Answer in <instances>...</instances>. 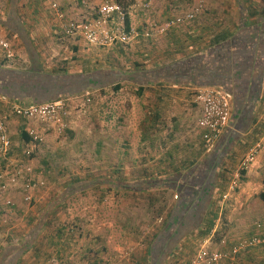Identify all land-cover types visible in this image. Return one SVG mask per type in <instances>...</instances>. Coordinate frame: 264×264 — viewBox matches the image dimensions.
<instances>
[{
  "label": "crops",
  "instance_id": "0c3cea01",
  "mask_svg": "<svg viewBox=\"0 0 264 264\" xmlns=\"http://www.w3.org/2000/svg\"><path fill=\"white\" fill-rule=\"evenodd\" d=\"M102 1L95 0L94 3L101 4ZM152 1L155 6L160 8L159 14L158 12L157 14L158 16L162 14L163 20L169 19L183 11V7L174 11L168 0ZM52 2L60 6L61 12L67 19L77 20L90 16L94 20H99L93 13L85 11L81 7L79 0H2L0 32L8 40L11 37L18 43L20 40L22 41L21 43L27 51L26 57L30 62L29 69L24 71H29L34 67H41L45 72L43 67L50 65V54L56 51H62V57L58 61L63 62L61 65L65 67H62L63 71L59 73L76 74L71 73V70H68L70 68L80 69L81 73L94 71V63L97 61H94V47L87 45L81 38L64 39L61 36L59 40H64L63 48H58L57 50L55 37H53L55 30L53 28L50 31V35L47 33L48 31L46 32L43 29L41 32L37 30L38 32L36 33V25H28V18L40 20V16H42L45 20L47 15L44 11L46 9L43 7L44 4L50 9L49 14L54 15L58 24H60L56 11L52 9ZM195 2L196 0H193V4ZM128 14L132 24L131 16L133 13L129 11ZM114 21L111 23L112 25H115ZM59 32L62 35L60 28ZM48 34L50 35L49 37ZM150 42H152V45L147 44L148 42L145 41L143 42L145 43L143 44L144 48L140 47L141 50L139 52L142 53V59L146 60L143 62L145 64L147 62L153 63L156 69L171 66V77L173 80L169 83L162 81L163 79L157 80L155 83L149 82L140 98L142 99L144 111L141 127L138 131V147L145 154L140 157L144 159H139V162H155L157 165L163 162L167 165H172V163L180 164L185 161L201 162L215 148H217V155L223 151L222 165L224 164V167L218 170V176L220 175L219 186L215 187L212 200L215 207L214 210L218 213V219L215 222L212 233L202 237L204 245L211 248V243L219 232L218 228L222 221L224 208L230 206L234 209L236 221L232 225L229 224L228 232L224 233L225 235H222L219 239L220 248L218 250H229L236 243L255 236L264 238V201L261 198V195L264 194V155L259 156L247 171L241 170V164L247 151L264 135V0H205L204 12L193 23L174 28L166 35L155 37ZM9 62H13V60H9ZM88 67L91 70L87 69ZM0 68L18 70L1 62ZM159 81L161 84H159ZM209 87L221 88L233 94L232 116L235 117L231 118L228 127L230 132L238 134V138L230 145L229 139H227L226 135H223L211 150H206V144L202 139V130L198 127L200 109L195 103V94L200 89ZM166 90L169 92H166ZM77 95L70 97V99L76 100ZM36 100L31 97L11 100L0 94V103L35 104ZM10 104L6 111L10 109ZM132 110L127 111L128 114ZM173 110L175 112L177 110L176 115L180 116L173 121L176 123V128L170 127L171 132L173 129L176 132L179 131L178 127H185L182 115L186 114V111L187 114H192V116L188 115L192 122H190L189 129L184 136L188 139L187 141H190L188 144L191 146V150L190 153L187 152L184 158L178 156V159H172V157L164 155L167 151L162 150L161 154L157 151L162 146L161 142L165 138V115L162 116V114L175 115V113H171ZM6 111L0 114L9 116V131L13 150L10 155V162L0 163V174L6 175V180L9 183L10 190H12L16 166L25 162L32 166V160L28 161L25 155L27 146L31 142L26 143L23 138L28 123L23 121L24 125L17 131L16 126L19 121L15 122V120H12V114ZM153 115L155 117L161 115L160 123V117H157L159 119L154 118L155 124L152 125L154 123ZM128 132L131 133V130H128ZM129 138L130 136H128L127 140ZM152 149L156 153H153ZM182 159H185V161H182ZM235 164L239 165V173L242 175V179H249L248 182L250 181L244 184L245 189L241 190L240 199L237 198L236 204L228 201L229 198L233 197L231 190H233L232 187L235 180H232L233 174H231V170ZM172 173L173 171L170 170V174ZM164 175L168 174L165 173ZM235 176L234 178H236ZM255 182L256 187H253ZM250 186L251 191H248ZM12 196L10 191L8 194L0 196V204L3 206L0 207V212L11 209L14 213H19L18 215H22L25 210V215L30 212L34 217L37 214V207L32 210H27L25 207H5L7 206V200H14ZM230 200L232 202V199ZM0 215L2 216L1 213ZM4 222H7L5 216L2 223ZM258 224L261 225V228L257 227ZM30 226H26V229ZM66 226L64 221L57 234L48 233L46 230L41 231L31 241L32 243L29 244L27 250L16 257L12 255L6 258L7 253L2 255V251H0V264H71L69 261L72 258H83L85 255L83 256L82 253L90 254L87 251L88 248H82L81 253L77 252L81 248L82 241L76 237L72 240L68 238L66 233L68 228H65ZM15 228L12 227L8 231V234L12 237H14L13 234H20L23 237L27 231L24 229L22 231L16 230ZM25 236L26 234L24 238ZM18 240L16 239L15 242ZM6 244V241L2 238L0 240V249H3ZM90 255H88V263L86 264L94 263V261L90 263ZM173 257L174 255L171 258ZM143 259H145L144 262L148 263L147 252ZM14 260L15 262H13ZM221 264H264V245L245 250L235 260Z\"/></svg>",
  "mask_w": 264,
  "mask_h": 264
},
{
  "label": "rangeland",
  "instance_id": "374dc122",
  "mask_svg": "<svg viewBox=\"0 0 264 264\" xmlns=\"http://www.w3.org/2000/svg\"><path fill=\"white\" fill-rule=\"evenodd\" d=\"M192 5L193 0L182 1L183 9H188ZM1 6L2 0H0V12L3 8ZM43 7L46 8L44 10L47 15L45 20L40 16V20L28 18L27 23L28 25H36V33L38 31L41 32L43 29L50 34L53 28L55 30L53 37H55V43L57 44L56 49L63 48L64 40H59L62 35L59 32L58 21L54 15L49 14L50 9L46 4ZM134 10L135 12H133ZM129 11L133 13L130 26L140 30L153 22L159 24L167 20L162 19L164 18L161 16L162 14L158 16L160 8L155 6L154 2L149 12H144L134 7L130 8ZM114 24L109 23L106 26L121 28L123 25L127 27L126 22L123 24L118 19L114 21ZM58 32L59 34H57ZM49 34L48 37L51 35ZM9 40L11 43L13 42V62H9L5 51L1 49L0 62L18 70H28L30 62L26 57L27 51L23 47L22 41L20 40L18 43L11 37ZM145 41L148 42L147 44L152 45L150 40L139 38L127 46L117 44L106 48L94 47V61L97 60L94 63V71L114 68L115 70L129 73L135 70V63L145 70H155L153 63L147 62L145 64L143 62L146 60L142 59V53L139 52L141 50L140 47L144 48L143 44L145 43L143 42ZM121 49L123 52H120ZM61 52L56 51L50 54V65L43 67L46 73L59 74V72L63 71V68H65L61 65L63 62L58 61L62 57L63 53ZM87 69H90V67ZM68 70H71V73L84 74L80 72V69L70 68ZM122 87L121 91L117 93L112 89L97 90L89 88L77 95L76 100H71L70 97L72 98V96H60L58 100L64 99L68 104V110L64 116V122L68 125V128L63 133H58L51 125L33 124L42 139L35 148L32 159H30L32 160L36 182V187L32 193L33 200L30 204L24 202L21 195V181H12L14 186L10 193L12 192V198L14 199L12 200L13 207H25L27 210L37 207V214L34 217L30 212L25 215V208H23L25 211L22 215L14 213L11 209L0 212L2 214V216L0 215V240L3 238L7 243L3 249L23 243L24 235L37 222L45 218L46 224L42 231L46 230L48 233L57 234L65 221L67 225L65 228H68L66 232L68 238L72 240L76 237L82 241L81 248L77 252L81 253L82 248H88L87 251L91 255L82 253L85 256L83 258H72L69 261L71 264L88 263V255H90V263L94 261L92 264H148L144 262L146 258L143 259V257L147 252L146 249L149 242L161 229L168 213L173 209L177 201L175 192L157 190L124 193L112 190L106 186H94V188L73 195L66 200H60L67 187L71 186L73 181L77 179L92 181L108 178L134 182L145 177L159 178L167 176L159 171L157 163L139 162L144 159L140 157L145 154L138 147V131L141 127L144 111L142 99L137 95L134 83L122 82ZM88 92L92 97L91 103L86 102L85 95ZM4 103H0V113L5 112L10 104H7L8 102ZM12 104L10 105L12 106ZM131 109L133 110L128 114L127 111ZM181 111L183 112V110ZM6 112L12 114L11 107ZM177 112V110L176 112L174 110L171 112L175 113V115L164 114L165 138L161 142L162 146L157 151L160 154L162 150L167 151L164 154L166 156H168L170 151H173L174 147L184 146L190 142L184 137L189 129L190 122H192L191 118L188 117V115L192 116V114H187V111L186 114L182 115L185 127L183 128L180 125L181 128L178 127L179 131L176 132L173 129L171 132L170 127L176 128V123L173 121L180 116L176 115ZM83 115L85 116L82 117ZM11 119L15 120V122L19 121L16 126L17 131H19L18 129L24 125V120L14 115L11 116ZM128 130H131V133ZM71 134L73 135L71 136ZM128 136H130L129 140H127ZM27 148L29 149V145ZM153 150L152 152L156 153ZM175 153L173 154L174 158L178 159V155ZM163 167H166L167 170L169 165H163ZM239 169L238 164H235L232 168L233 181H236L237 178H234V176L237 173L239 174ZM165 173L170 174L167 171ZM248 180L242 179L240 174L237 186L231 190L233 197L229 198V203H237V198L240 199L241 190L245 189L244 184L250 182ZM40 182L44 184L42 186L37 185ZM254 186L256 187V182L253 183ZM248 191H251V186ZM230 199H232V202ZM0 207H3L2 204H0ZM230 207L224 208L222 221L218 228L219 232L211 243L212 249L218 250L220 248L219 239L222 235H225L224 233L228 232L229 224L232 225L236 221L234 209L232 206ZM4 216L7 218V222L2 223ZM26 226L30 227L26 229ZM12 227H16V230L22 231L24 229L27 231L23 237L20 234H13L14 237H12L8 234ZM16 239L19 240L15 242ZM203 245V238L199 236L198 231L192 232L176 246L173 253L174 257L171 258L172 255L163 264H168V261L169 264H193L195 256ZM166 247L168 248V244L164 250ZM3 249H0V251H3ZM163 255L164 253H161L159 257ZM159 260L156 262L159 263Z\"/></svg>",
  "mask_w": 264,
  "mask_h": 264
},
{
  "label": "trees",
  "instance_id": "16d2710c",
  "mask_svg": "<svg viewBox=\"0 0 264 264\" xmlns=\"http://www.w3.org/2000/svg\"><path fill=\"white\" fill-rule=\"evenodd\" d=\"M114 2L120 4L124 8L126 12L125 22L127 29H129L130 20L128 12L135 4L136 0H114ZM120 52H123V50L121 49ZM171 71V66L148 71L137 63H135V70L129 73L113 68L110 70H96L76 75L45 73L41 67H34L29 71L0 68V94L11 100L31 97L40 101L38 102L36 100L35 104L41 105L57 101L62 95H79L89 88L97 90L112 89L117 93L123 88L122 82H132L136 88L137 95L141 97L149 82L155 83V81L162 79V81L171 82L173 80ZM159 84H161V82ZM166 92L169 91L166 90ZM162 116H164V114H162ZM157 117H160V123L161 115H157L156 117L153 115V122L155 121L154 118ZM234 117L232 116V118ZM158 119L159 118H157V120ZM154 124L155 122L152 125ZM229 129L228 127L224 131L216 143L223 135H226L227 139H229L230 145L237 140L238 134L230 132ZM23 138L26 142L30 141V137L27 133H24ZM190 150L191 146L186 143L184 146L174 147L173 151L168 153V156L173 159L175 157L173 154L176 152L175 154L184 158L187 152L190 153ZM216 151L217 148L201 162H188L182 159V161L185 162L180 164L172 163V165H169L167 172L170 173L171 170L173 173L165 177H145L134 182L108 178L95 179L92 181L77 179L73 181L71 186L67 187V190L64 191L60 197V200H66L73 195L92 189L94 186H106L112 190L124 193H140L157 190L175 192L178 200L175 202L173 209L168 213L161 229L149 242L147 248L148 264H163L173 255L176 246L192 232L198 231L200 237H206L214 230L215 222L218 219V213L214 210L215 207L213 206L212 200L215 187L217 188L219 186L220 175L218 176V170L224 167V164L222 165L224 152L222 151L217 155ZM163 165L167 164L163 162L158 165L160 169L158 170L162 174H165L166 167H163ZM261 198L264 201V194L261 195ZM45 224V218L37 222L32 227L31 231L26 234L23 243L9 246L3 249L1 254L7 253L6 258L12 255L16 257L22 254V252L27 250L29 244L32 243L31 241L42 231ZM167 244L168 248L166 247L164 250ZM161 253H164V255L159 257ZM158 259H160L159 263L156 262ZM13 262H15V260Z\"/></svg>",
  "mask_w": 264,
  "mask_h": 264
},
{
  "label": "built area",
  "instance_id": "2783aa9c",
  "mask_svg": "<svg viewBox=\"0 0 264 264\" xmlns=\"http://www.w3.org/2000/svg\"><path fill=\"white\" fill-rule=\"evenodd\" d=\"M81 7L88 12L93 13L99 20L86 17L82 20H70L61 12L60 6L52 2L51 6L58 15L60 21L59 28L64 39L81 38L87 45L92 47H111L113 45H130L135 40L143 38L152 40L155 37L164 36L170 30L193 23L203 12L205 0H196L188 9L176 14L164 23H151L149 26L142 28H134L132 26L127 29L111 28L106 24L113 23L114 20H121L125 24L126 12L124 8L114 2V0H103L101 4H95V0H79ZM174 11L182 9L183 0H168ZM134 8L144 12H149L153 7L152 0L137 1L133 5ZM0 49L5 51L6 58L13 60L14 54L12 45L9 40L0 32ZM86 102L91 103L92 97L88 92L85 95ZM195 103L200 109V117L198 127L202 130V139L206 143L207 150H211L216 141L221 137L226 128L230 125L232 118L233 96L231 93L221 88L209 87L200 89L195 94ZM68 110L67 101L60 99L45 104H15L11 106L12 115L24 120L28 123L26 133L30 137L31 144L29 149L25 151L28 161L33 156L38 143L42 141L33 124L51 125L58 133L67 130L68 125L64 122L65 115ZM13 150V143L9 131V116L0 114V163L10 162V155ZM264 155V135L252 145L247 151L241 164V170L247 171L258 159ZM11 165V164H10ZM14 175L15 181H21V192L24 202L30 204L33 200L32 193L36 187L34 169L27 162L16 166ZM17 171V172H16ZM9 176V174H8ZM240 173L236 175V181L233 183L232 189L237 186V180ZM44 183L37 185L42 186ZM10 191L9 183L5 174H0V196L8 194ZM178 200V197L175 196ZM6 205L12 206L11 200L6 201ZM261 228V225H257ZM264 245V238L255 236L245 239L233 245L229 250H215L206 245L202 246L198 251L193 264H221L227 261L235 260L243 251Z\"/></svg>",
  "mask_w": 264,
  "mask_h": 264
}]
</instances>
